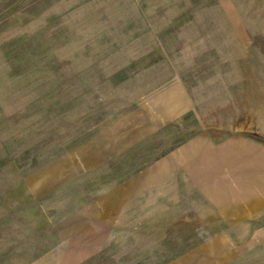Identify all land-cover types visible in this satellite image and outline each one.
I'll use <instances>...</instances> for the list:
<instances>
[{
  "label": "rangeland",
  "instance_id": "374dc122",
  "mask_svg": "<svg viewBox=\"0 0 264 264\" xmlns=\"http://www.w3.org/2000/svg\"><path fill=\"white\" fill-rule=\"evenodd\" d=\"M0 264H264V0H0Z\"/></svg>",
  "mask_w": 264,
  "mask_h": 264
}]
</instances>
